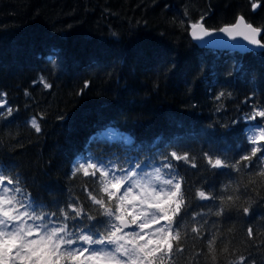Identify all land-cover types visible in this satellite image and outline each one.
Returning a JSON list of instances; mask_svg holds the SVG:
<instances>
[{"label": "trees", "instance_id": "obj_1", "mask_svg": "<svg viewBox=\"0 0 264 264\" xmlns=\"http://www.w3.org/2000/svg\"><path fill=\"white\" fill-rule=\"evenodd\" d=\"M239 16L264 28V0H0V99L13 109L11 117L0 116V166L55 211L69 197L84 203L101 187L99 173L73 175L78 157L152 165L162 152L187 151L197 167L178 162L186 211L204 213L196 219L208 224L205 238L193 240V222L184 217L189 238L177 264H235L239 255L246 264H264V176L256 174L264 161L253 157L237 172L213 169L205 158L230 162L253 147L264 155V141L252 144L246 131L264 124L246 119L264 110V53L200 49L188 35L193 23L219 30ZM53 49L58 59L49 62ZM106 131L130 142L104 139ZM197 190L217 198L201 201ZM229 194L231 202L219 198ZM212 234L214 257L207 247Z\"/></svg>", "mask_w": 264, "mask_h": 264}, {"label": "snow or ice", "instance_id": "obj_2", "mask_svg": "<svg viewBox=\"0 0 264 264\" xmlns=\"http://www.w3.org/2000/svg\"><path fill=\"white\" fill-rule=\"evenodd\" d=\"M241 25L245 30L237 32ZM191 29V36L201 41L217 31L200 22L193 23ZM218 32L234 40L236 32L248 45L257 46L264 53V39L257 38L264 33V28L245 23L243 16ZM47 59L56 61L58 50L53 49ZM44 87L51 85L45 82ZM223 95L220 93L216 98ZM0 110V116L5 113L7 117L12 116L13 109L6 100L0 99ZM253 112L246 119L264 118V110ZM30 126L36 133L41 132L36 117L30 120ZM261 127L264 124L249 125L246 129L254 145L264 141V131L258 137L255 135L256 129ZM258 152L261 148L253 147L230 162L226 158L214 159L208 153L205 158L213 169L231 168L239 172V166L249 167L253 157L264 161V155L258 157ZM180 161L197 167L189 160L187 151L179 154L177 150L162 152L152 165L115 156L108 159L78 157L73 163V175L82 171L84 177H97L99 173L101 187L95 195L85 189L88 195L84 203L69 197L64 207L57 205L55 211H49L33 199L20 175H13V169L5 172L0 166V264H177V258L185 252L183 240L189 238L184 217L190 216L193 222L190 228L193 240L205 238L202 228L208 224L207 219H196L204 213L186 211L189 205L184 181L177 171ZM256 174L264 176V169ZM195 198L213 201L217 197L209 191L197 190ZM219 198L234 200L232 194ZM224 211L222 203L214 214L220 216ZM242 213L248 215L250 208L243 207ZM254 235L253 228H247L248 239H254ZM207 247L208 254L214 257V234L208 238ZM195 255L198 257L200 253ZM247 260L239 255L235 257V264H246Z\"/></svg>", "mask_w": 264, "mask_h": 264}, {"label": "water", "instance_id": "obj_3", "mask_svg": "<svg viewBox=\"0 0 264 264\" xmlns=\"http://www.w3.org/2000/svg\"><path fill=\"white\" fill-rule=\"evenodd\" d=\"M255 5L256 7H253V10H252L253 13H256L259 7L258 4H255ZM245 23L247 22L245 21ZM244 30H245L244 26L241 25L240 29H237L236 31L239 32V31H244ZM191 31L192 29L190 27L189 33H188L189 38L191 42L200 49L211 50L215 52L235 53V54H240V55H244L247 53H253V54L262 53L257 46L248 45L247 41L243 40V36L236 35V32L233 33V35L235 36V40L233 39V37L228 36L227 34H224V33H219L217 30L213 34V36L205 37L201 41V40L194 39L191 36ZM262 36H263V33H261V35L257 38L261 39ZM239 42H242V44ZM244 45H247V47H244Z\"/></svg>", "mask_w": 264, "mask_h": 264}, {"label": "rangeland", "instance_id": "obj_4", "mask_svg": "<svg viewBox=\"0 0 264 264\" xmlns=\"http://www.w3.org/2000/svg\"><path fill=\"white\" fill-rule=\"evenodd\" d=\"M260 130L256 129L255 131V135L258 137L260 135ZM101 137L104 138V139H107L109 141H113V140H122L124 141L125 143H129V140L126 136L124 135H121V134H118V133H115L113 131H106V132H103L101 134Z\"/></svg>", "mask_w": 264, "mask_h": 264}]
</instances>
